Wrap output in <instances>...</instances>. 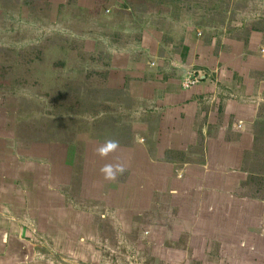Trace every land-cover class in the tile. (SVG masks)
I'll use <instances>...</instances> for the list:
<instances>
[{"label":"crops","instance_id":"1","mask_svg":"<svg viewBox=\"0 0 264 264\" xmlns=\"http://www.w3.org/2000/svg\"><path fill=\"white\" fill-rule=\"evenodd\" d=\"M252 1L197 25L138 0L20 1L87 28L104 125L0 99V264H93L101 242L121 264H264V0ZM188 72L200 81L185 89ZM108 139L119 148L101 158ZM106 164L125 171L108 181Z\"/></svg>","mask_w":264,"mask_h":264},{"label":"rangeland","instance_id":"2","mask_svg":"<svg viewBox=\"0 0 264 264\" xmlns=\"http://www.w3.org/2000/svg\"><path fill=\"white\" fill-rule=\"evenodd\" d=\"M20 1L14 3L13 0H0V99L5 98L4 102L10 99L7 102L12 107L11 98L15 99L14 104L23 109V114L33 107L37 114L41 111L48 115V121H59L56 113H63L65 123L74 122L79 124L78 127L88 130H93L91 126H94L95 135H101L99 132L102 133L104 125V116L100 114L105 103L104 83L99 75H91L102 68H92L93 63L91 64L84 51L89 45L87 28L84 35H77L71 24H66V19L55 25L54 5L24 4ZM139 2L150 6L154 14L160 10L161 15H168L167 18L170 19L180 15L177 19H186L192 25L214 21L223 11L232 9L233 4L239 7H247L249 4L248 0H138ZM73 11L74 8L69 5L62 12L72 15L76 13ZM44 120L42 118V122ZM69 127L67 132L63 131L69 141H87L88 130H77L74 126L73 131L76 129L77 132H71V126ZM98 236L102 235L97 232L96 237ZM98 245L103 256L93 264H121V261L110 259L107 254L118 251L119 245L116 249L107 247L103 242ZM53 262L56 263L54 258ZM58 264L72 262L60 259ZM123 264L144 263L131 256Z\"/></svg>","mask_w":264,"mask_h":264},{"label":"clouds","instance_id":"3","mask_svg":"<svg viewBox=\"0 0 264 264\" xmlns=\"http://www.w3.org/2000/svg\"><path fill=\"white\" fill-rule=\"evenodd\" d=\"M119 148V142L108 139L101 145L98 149H96V154L101 158H107L111 153H114ZM104 178L108 181H115L117 179L118 174H123L125 168L120 164H106L100 169Z\"/></svg>","mask_w":264,"mask_h":264},{"label":"built area","instance_id":"4","mask_svg":"<svg viewBox=\"0 0 264 264\" xmlns=\"http://www.w3.org/2000/svg\"><path fill=\"white\" fill-rule=\"evenodd\" d=\"M200 79L197 75L188 72L185 76V78L183 79V86L186 88H191L192 86L196 85L197 83H199Z\"/></svg>","mask_w":264,"mask_h":264}]
</instances>
